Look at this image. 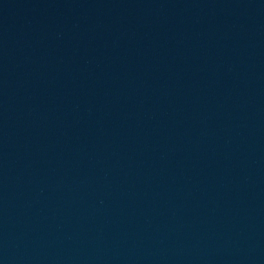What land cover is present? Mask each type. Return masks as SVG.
<instances>
[{
	"label": "water",
	"instance_id": "obj_1",
	"mask_svg": "<svg viewBox=\"0 0 264 264\" xmlns=\"http://www.w3.org/2000/svg\"><path fill=\"white\" fill-rule=\"evenodd\" d=\"M0 264H264V0H0Z\"/></svg>",
	"mask_w": 264,
	"mask_h": 264
}]
</instances>
